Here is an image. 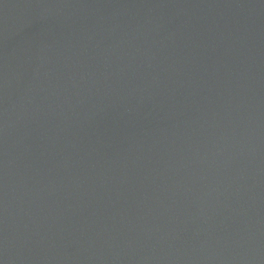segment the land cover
I'll list each match as a JSON object with an SVG mask.
<instances>
[{
	"label": "water",
	"instance_id": "obj_1",
	"mask_svg": "<svg viewBox=\"0 0 264 264\" xmlns=\"http://www.w3.org/2000/svg\"><path fill=\"white\" fill-rule=\"evenodd\" d=\"M0 264H264V0H0Z\"/></svg>",
	"mask_w": 264,
	"mask_h": 264
}]
</instances>
